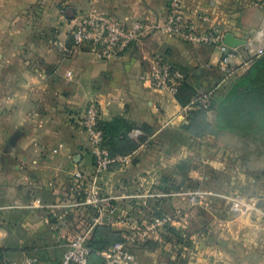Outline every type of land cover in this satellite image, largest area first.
<instances>
[{
  "label": "crops",
  "instance_id": "0c3cea01",
  "mask_svg": "<svg viewBox=\"0 0 264 264\" xmlns=\"http://www.w3.org/2000/svg\"><path fill=\"white\" fill-rule=\"evenodd\" d=\"M183 1L188 17L202 32L215 25L245 42L264 45V38L259 37V32L264 33V0ZM93 10L114 15L123 24L143 21L147 35L111 60L99 59L87 50L71 57L62 53L58 44L68 42L73 17ZM166 11L165 0H0L3 260L11 253L37 260L39 255H49V248L41 246L48 238L46 230L61 231L52 233L53 240L63 239L66 245L80 234L90 238L98 226L124 232L122 226L92 225L93 207L84 204L86 196L74 189L76 170L82 169L87 179L92 175L93 159L82 127L91 103L101 107L103 122L110 124L114 157L127 158L126 162H114L98 185L118 214H128L137 222L155 212H180L186 218L192 213L184 194L195 176L192 157L194 150L200 151L195 143L203 148L215 137L203 127L201 134H195L193 120L200 118L209 126L213 113L200 106L191 108V104L199 93L223 87L221 51L169 35L163 29ZM202 14L210 18L209 24L199 22ZM7 34L9 46L2 44ZM157 56L188 74V87L196 93L193 97L151 86ZM251 61L241 48L236 76ZM3 105L8 107L6 111ZM17 130L23 135L9 147ZM36 199L42 201L43 208L32 207ZM184 223L185 218L163 236L180 230ZM19 229L29 236L38 231L36 240L33 238L36 247L25 245L26 239L18 237ZM162 241L163 237L157 244ZM150 243L135 250L139 264L151 259L146 253L153 248Z\"/></svg>",
  "mask_w": 264,
  "mask_h": 264
},
{
  "label": "rangeland",
  "instance_id": "374dc122",
  "mask_svg": "<svg viewBox=\"0 0 264 264\" xmlns=\"http://www.w3.org/2000/svg\"><path fill=\"white\" fill-rule=\"evenodd\" d=\"M9 39L7 34L2 44L9 46ZM222 84L207 109L215 139L203 148L195 143L200 150L192 157L195 176L185 192L196 194L189 199L192 213L180 230L152 243L145 264H264V55ZM46 231L41 246L49 255H39L38 264H62L67 243L53 240L52 233L61 231ZM37 234L18 230L32 247ZM24 257L11 253L7 262L23 264Z\"/></svg>",
  "mask_w": 264,
  "mask_h": 264
},
{
  "label": "built area",
  "instance_id": "2783aa9c",
  "mask_svg": "<svg viewBox=\"0 0 264 264\" xmlns=\"http://www.w3.org/2000/svg\"><path fill=\"white\" fill-rule=\"evenodd\" d=\"M165 2L167 13L163 29L169 35L178 36L188 43L220 49L219 69L224 75L222 83L236 76L238 72L236 61L241 48L251 59L264 55V45L258 46L252 42H246L239 47L227 46L224 42L226 33L215 25H208L203 32L199 30L196 23L188 17L183 0H165ZM198 20L203 24L210 22V18L203 14L198 16ZM147 32L143 21L123 24L114 15L93 10L73 17L68 42L59 43L58 47L69 57L78 51L87 50L99 59L111 60L137 45ZM259 37L264 38L262 31L259 32ZM187 79L188 74L184 70L168 62L164 57L157 56L153 59L150 82L154 89L177 95ZM213 90L215 92V89ZM213 90L199 93L194 98L191 108L200 106L208 109L214 97ZM102 121L101 107L96 103L89 104L82 119V127L88 136L93 159L92 175L87 179L82 169L76 170L73 173L74 189L79 195L86 196L84 204L93 207L90 219L92 225L108 223L111 226H122L125 228V239L107 251H97L88 246V235L80 234L67 245L62 264H139L136 249L149 242H159L162 235L186 218L180 212L175 214L155 212L150 218L135 222L128 214H118L110 202L111 199L103 197L98 188L99 182L114 162H126L127 158L111 155L107 137L100 126ZM185 194L189 196L191 202L196 199V194L193 192ZM32 207L43 208L44 204L40 199H36ZM93 258H97L98 262L94 263ZM0 264L11 263L2 260ZM23 264H38V260L35 257H27Z\"/></svg>",
  "mask_w": 264,
  "mask_h": 264
},
{
  "label": "trees",
  "instance_id": "16d2710c",
  "mask_svg": "<svg viewBox=\"0 0 264 264\" xmlns=\"http://www.w3.org/2000/svg\"><path fill=\"white\" fill-rule=\"evenodd\" d=\"M182 92H184L185 96H187L188 98L193 97L196 94L194 91H192L191 88L188 87V82H185L182 85L177 95L181 94ZM214 97L212 99L211 105L213 104ZM192 116L193 117L196 116V112H193ZM193 122L196 124L195 127H193V130L195 131V134L197 135L201 134V131H203L201 129L202 127L207 128L209 130L211 126V125L208 126V124L205 123V121H200V118L197 120V122H195L194 120ZM100 126L105 132V135L108 140V144L110 146L111 155L114 157V153H112V141H113L112 137L113 136H112V132H111L112 130L110 128V124L102 121ZM124 239H125L124 232L123 233L114 232L113 230L108 229V227L98 226L95 228L90 238H88V246L97 251H106L109 248H111L113 245H115L116 243L124 241ZM5 255H6V251L0 247V261L3 260Z\"/></svg>",
  "mask_w": 264,
  "mask_h": 264
},
{
  "label": "water",
  "instance_id": "95a60500",
  "mask_svg": "<svg viewBox=\"0 0 264 264\" xmlns=\"http://www.w3.org/2000/svg\"><path fill=\"white\" fill-rule=\"evenodd\" d=\"M70 13L73 14L72 11H70ZM224 42L229 47H239V46H243L246 44V42L244 40H241V39L235 37L233 34H226ZM22 135H23V131L17 130V132L14 134V136L10 140L9 147H13ZM92 260L94 263L98 262L97 258H93Z\"/></svg>",
  "mask_w": 264,
  "mask_h": 264
}]
</instances>
